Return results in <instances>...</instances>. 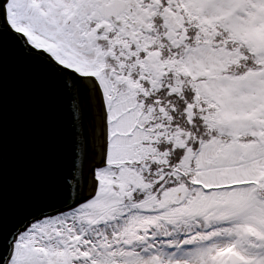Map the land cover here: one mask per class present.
Returning <instances> with one entry per match:
<instances>
[{"label": "snow or ice", "instance_id": "obj_1", "mask_svg": "<svg viewBox=\"0 0 264 264\" xmlns=\"http://www.w3.org/2000/svg\"><path fill=\"white\" fill-rule=\"evenodd\" d=\"M5 36L71 116L8 233ZM0 264H264V0H0Z\"/></svg>", "mask_w": 264, "mask_h": 264}, {"label": "water", "instance_id": "obj_2", "mask_svg": "<svg viewBox=\"0 0 264 264\" xmlns=\"http://www.w3.org/2000/svg\"><path fill=\"white\" fill-rule=\"evenodd\" d=\"M4 185L2 224L13 230L41 203L53 125L67 148L68 102L32 64L24 63L15 41L3 38Z\"/></svg>", "mask_w": 264, "mask_h": 264}]
</instances>
